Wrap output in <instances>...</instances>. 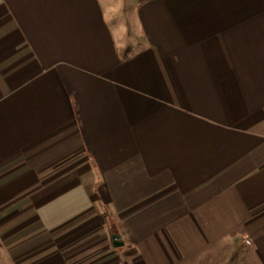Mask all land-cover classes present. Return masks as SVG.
<instances>
[{
	"label": "crops",
	"instance_id": "obj_1",
	"mask_svg": "<svg viewBox=\"0 0 264 264\" xmlns=\"http://www.w3.org/2000/svg\"><path fill=\"white\" fill-rule=\"evenodd\" d=\"M0 264H264V0H0Z\"/></svg>",
	"mask_w": 264,
	"mask_h": 264
},
{
	"label": "water",
	"instance_id": "obj_2",
	"mask_svg": "<svg viewBox=\"0 0 264 264\" xmlns=\"http://www.w3.org/2000/svg\"><path fill=\"white\" fill-rule=\"evenodd\" d=\"M112 238H113L114 245L119 246V245L123 244V241L121 240V236L120 235L113 234Z\"/></svg>",
	"mask_w": 264,
	"mask_h": 264
},
{
	"label": "built area",
	"instance_id": "obj_3",
	"mask_svg": "<svg viewBox=\"0 0 264 264\" xmlns=\"http://www.w3.org/2000/svg\"><path fill=\"white\" fill-rule=\"evenodd\" d=\"M245 240L248 244L251 243V240L249 238H246Z\"/></svg>",
	"mask_w": 264,
	"mask_h": 264
}]
</instances>
